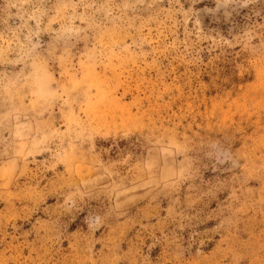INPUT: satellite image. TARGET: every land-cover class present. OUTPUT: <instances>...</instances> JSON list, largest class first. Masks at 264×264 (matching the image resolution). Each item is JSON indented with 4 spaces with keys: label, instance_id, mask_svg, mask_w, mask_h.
Masks as SVG:
<instances>
[{
    "label": "rangeland",
    "instance_id": "1",
    "mask_svg": "<svg viewBox=\"0 0 264 264\" xmlns=\"http://www.w3.org/2000/svg\"><path fill=\"white\" fill-rule=\"evenodd\" d=\"M0 264H264V0H0Z\"/></svg>",
    "mask_w": 264,
    "mask_h": 264
}]
</instances>
